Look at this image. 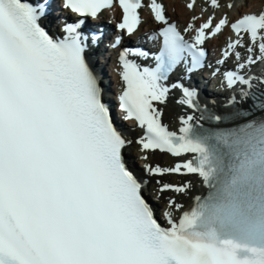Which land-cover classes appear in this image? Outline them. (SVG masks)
I'll return each instance as SVG.
<instances>
[{
    "label": "snow or ice",
    "instance_id": "snow-or-ice-1",
    "mask_svg": "<svg viewBox=\"0 0 264 264\" xmlns=\"http://www.w3.org/2000/svg\"><path fill=\"white\" fill-rule=\"evenodd\" d=\"M116 5L114 102L105 34L82 26ZM250 6L186 0L181 24L166 0H0V264H264V9ZM145 8L155 50L122 47ZM205 71L223 100L202 97ZM157 151L190 158L161 166Z\"/></svg>",
    "mask_w": 264,
    "mask_h": 264
},
{
    "label": "bare ground",
    "instance_id": "bare-ground-1",
    "mask_svg": "<svg viewBox=\"0 0 264 264\" xmlns=\"http://www.w3.org/2000/svg\"><path fill=\"white\" fill-rule=\"evenodd\" d=\"M249 2L251 6L249 9L246 10L259 11L261 9H264V0H249ZM166 3L168 5V12L173 19H176L177 21H180L182 23H185L187 21L191 13L185 7L186 0H166ZM143 17L145 21L150 22V19L146 18L145 14L143 15ZM227 36H228V32L226 30L223 35H220L218 36V38L212 40L211 44L217 47L223 46ZM180 112L181 109L176 105H170L169 108L167 109V113L164 119L166 123H169L171 129H175V130L178 129L179 124L176 117ZM151 162L154 164L158 163L161 166L170 167V166H174L175 163L178 162V158L157 151L151 155ZM192 179H193V183L196 185L197 192H200L201 191L199 189L200 183L198 179L195 177H192ZM165 180L166 182L179 183L182 181V177H180L179 175H171L165 177ZM152 184L153 186L155 185L154 180L152 181ZM182 202H184L187 205V203L190 202V200L185 199Z\"/></svg>",
    "mask_w": 264,
    "mask_h": 264
}]
</instances>
